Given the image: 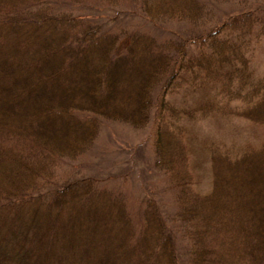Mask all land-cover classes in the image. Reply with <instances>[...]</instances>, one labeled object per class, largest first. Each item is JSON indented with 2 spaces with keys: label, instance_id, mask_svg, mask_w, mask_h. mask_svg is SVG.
I'll list each match as a JSON object with an SVG mask.
<instances>
[{
  "label": "trees",
  "instance_id": "obj_1",
  "mask_svg": "<svg viewBox=\"0 0 264 264\" xmlns=\"http://www.w3.org/2000/svg\"><path fill=\"white\" fill-rule=\"evenodd\" d=\"M261 34L264 0H0V264H264V134L196 129L264 130Z\"/></svg>",
  "mask_w": 264,
  "mask_h": 264
},
{
  "label": "rangeland",
  "instance_id": "obj_2",
  "mask_svg": "<svg viewBox=\"0 0 264 264\" xmlns=\"http://www.w3.org/2000/svg\"><path fill=\"white\" fill-rule=\"evenodd\" d=\"M252 67L259 74H264V34L259 35L252 40ZM205 136H211L216 141L223 140L224 144L228 146L232 140V138H236L239 140H244L246 138H258L263 136L264 130L257 128L255 126L249 125L244 121H239L238 123H231L228 120H218V119H207L203 120L196 129H198ZM118 132V133H117ZM117 132L113 133V137L122 136L127 134V131H120L119 128ZM106 135L100 136V141L106 139ZM199 180L200 187L203 190L208 188V176L206 174V168L202 167L199 170Z\"/></svg>",
  "mask_w": 264,
  "mask_h": 264
}]
</instances>
